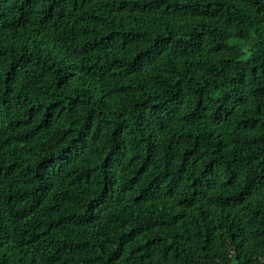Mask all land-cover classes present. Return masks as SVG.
<instances>
[{
	"label": "trees",
	"instance_id": "obj_1",
	"mask_svg": "<svg viewBox=\"0 0 264 264\" xmlns=\"http://www.w3.org/2000/svg\"><path fill=\"white\" fill-rule=\"evenodd\" d=\"M0 264H264V0H0Z\"/></svg>",
	"mask_w": 264,
	"mask_h": 264
}]
</instances>
